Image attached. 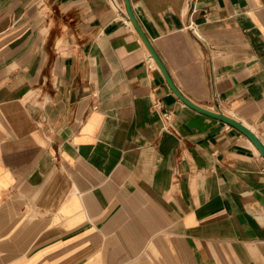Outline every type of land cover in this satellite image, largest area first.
Instances as JSON below:
<instances>
[{
    "label": "crops",
    "instance_id": "1",
    "mask_svg": "<svg viewBox=\"0 0 264 264\" xmlns=\"http://www.w3.org/2000/svg\"><path fill=\"white\" fill-rule=\"evenodd\" d=\"M130 3L264 145V0ZM0 264H264V160L122 0H0Z\"/></svg>",
    "mask_w": 264,
    "mask_h": 264
},
{
    "label": "water",
    "instance_id": "2",
    "mask_svg": "<svg viewBox=\"0 0 264 264\" xmlns=\"http://www.w3.org/2000/svg\"><path fill=\"white\" fill-rule=\"evenodd\" d=\"M122 1H123V4H124V8H125V12H126L128 20L132 24L133 28L137 32V34L140 37V39L143 42V44L145 45L150 57L153 59V61L156 63L157 67L161 71V73H162V75H163L168 87L172 91V93L183 104H185L190 109H192V110H194V111H196L198 113H201V114H203L205 116H208L210 118L216 119V120H218L220 122H223V123L233 127L237 131H239L241 134H243L251 142V144L254 146V148L259 153L260 157L264 160V145L262 144L260 139L257 137V135L250 128L245 126L243 123L237 121L236 119L226 115L225 113L220 111V109H218L217 107H216V111H212V110L205 109V108L195 104L194 102L189 100L176 87V85L174 84L173 80L171 79L167 69L165 68L164 64L162 63V61L158 57L157 53L155 52L153 46L151 45L147 35L145 34V32L143 31L142 27L140 26V24L138 23L137 19L135 18L134 14L132 12V9H131L130 0H122Z\"/></svg>",
    "mask_w": 264,
    "mask_h": 264
}]
</instances>
